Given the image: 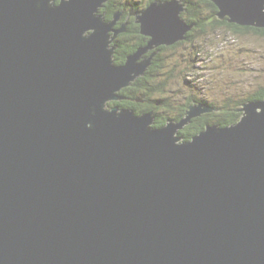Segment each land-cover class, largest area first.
<instances>
[{"label":"water","instance_id":"obj_1","mask_svg":"<svg viewBox=\"0 0 264 264\" xmlns=\"http://www.w3.org/2000/svg\"><path fill=\"white\" fill-rule=\"evenodd\" d=\"M111 1L0 0V264H264V100L191 141L208 100L158 128L110 107L192 27L182 0L153 2L152 39L118 65ZM212 1L264 27V0Z\"/></svg>","mask_w":264,"mask_h":264},{"label":"trees","instance_id":"obj_2","mask_svg":"<svg viewBox=\"0 0 264 264\" xmlns=\"http://www.w3.org/2000/svg\"><path fill=\"white\" fill-rule=\"evenodd\" d=\"M59 1L61 0H57V2ZM153 1L154 0H112L111 3H107L106 6L100 8L101 13H103L105 9L109 10V14L105 16V20L108 22L114 19L116 12H123L124 15L129 13L126 17L131 20L126 26L127 30L124 31L125 33H123V38H117L119 43L126 42L129 45V48L127 47L125 51L123 63L127 60L128 55L135 53L141 47L148 46V43L152 39L150 35L142 32V25L137 21V17H132V15H134L136 12L137 14L143 12L152 4ZM182 1L187 4V10L182 13V16L190 25H192V29L186 33L187 38L182 39L183 42L185 40L190 41L191 44H196V40L200 39L201 33L217 30L223 26L227 27L232 33L236 35H244L249 34V32H253L252 34L264 36V27L243 25L231 22L229 21L230 18L228 16L224 19L219 18L218 14L220 8L212 0ZM121 21L116 26V29H120L126 22L124 20ZM182 41L179 40L178 42L171 45L163 44L147 51L146 55L148 56L152 55V53L157 50V54L154 56L153 62L149 68V72L151 73L161 71L165 67V62L168 59L171 60L172 64L167 68L168 72L167 76H165L166 78L155 79L153 75L149 77L146 75L142 77L139 76L130 87L126 88L120 93V95H123L124 98L119 99L115 105L119 106L121 109H132L137 113L142 114L156 112L157 125H155V127H159L167 125L169 121L180 120L186 114L193 101H207L202 97L200 98L197 93H192L191 95H188L186 99L184 98L183 103H180L178 106H171L169 98L166 95H171L172 93L169 89V85L172 84V80L177 76L175 73L178 72V69L176 68L177 66L174 67L175 60H172V57L175 59L177 58V60H181L179 55H177L174 50L179 47L177 45L182 44ZM195 41L196 43H194ZM170 51L174 52L172 53V56L168 55L170 54ZM190 54V56L193 57L192 52H190ZM189 69L190 66H186L185 70L182 71V76H187V78L188 76H191V71L188 72ZM182 76H180V78H183ZM192 78L194 77L191 76V80ZM189 79L190 78L187 80ZM250 98H264V89L260 90L256 94V97L252 96ZM173 99H175V102H179L180 100L179 97H174ZM212 105L214 108H218V110L209 111L198 117H195L191 123L179 130V134L182 135L185 140L187 139L190 141L195 135L205 130L208 125L228 126L233 123H237L243 116V112L238 111L242 105L239 107H230L228 110H225L223 107L221 108L214 104ZM161 108L163 111L161 114H159L158 109Z\"/></svg>","mask_w":264,"mask_h":264},{"label":"rangeland","instance_id":"obj_3","mask_svg":"<svg viewBox=\"0 0 264 264\" xmlns=\"http://www.w3.org/2000/svg\"><path fill=\"white\" fill-rule=\"evenodd\" d=\"M155 1L158 0H154L153 2ZM182 2L185 3L184 1ZM183 9L178 15L182 16V13L187 10V4ZM186 23L189 24L187 21ZM191 29L192 27L184 32L186 38L187 31ZM88 33L90 32H86V34ZM252 33L236 35L223 26L217 30L201 33L200 39L196 40L197 43L196 41L194 42L196 44H191L190 41L185 40L183 42L180 39L183 45H177L179 47L174 51L179 55L181 60L172 57V60H175L174 67L177 66L176 68L178 69V72L175 73L177 76L172 80V84L169 85V89L172 92L171 95L166 94L171 106H178L180 103H183L184 98L186 99L192 93H197L200 98L208 100L210 104L223 107L225 110H228L230 107H239L241 105L238 104L246 101L264 100V98H250L252 96L256 97V94L264 89V36ZM113 36H118L121 39L124 35L123 33L116 35L114 31L111 34L110 40L113 39ZM113 45H115L114 42H112L111 46ZM190 52H192L193 57L190 56ZM169 53L168 55L172 56L174 52L170 51ZM112 59L116 63H119V60H115V51L112 53ZM126 61L123 63L122 59L121 63L124 65ZM171 64V60L168 59L161 71L151 73L148 68L141 77L153 75L155 79H165L168 72L167 68ZM188 65L190 66L188 72L191 71L190 74L194 77L192 80L191 76H188L189 80H187V76H182V71ZM180 76L183 78H180ZM129 86L122 87L118 93H121ZM174 97H179V102H175ZM118 101V99H108L107 103L112 107ZM242 107H245V105H242ZM158 111L161 112L163 110L161 108ZM156 117L154 116L153 118L151 125L153 127L157 125Z\"/></svg>","mask_w":264,"mask_h":264},{"label":"flooded vegetation","instance_id":"obj_4","mask_svg":"<svg viewBox=\"0 0 264 264\" xmlns=\"http://www.w3.org/2000/svg\"><path fill=\"white\" fill-rule=\"evenodd\" d=\"M108 3H111V2H108ZM106 5H107V3L105 4V6H106ZM103 13H104L105 16H106V15L109 14V10H108V9H105V10L103 11ZM127 14H129V13H127ZM127 14H125L124 16L121 15V16L119 17V20H118V22L115 24V26H114L113 29H116V26L120 23L121 20H124V21H126L127 23L130 22L131 19H129V18L126 17ZM130 15H131V14H130ZM133 16H135V15H132V17H133ZM121 22H122V21H121ZM110 33L112 34V33H114V31H112V32H110ZM121 33H125V32H121ZM112 38H114V44H116V46H117V48L114 50V51H115V60H116V61L119 60V61H118L119 63H116V62H115V63H116V64H122V63H121V60L124 58L125 51H126L127 47L129 48V45H128L126 42H123V43L120 42V43H121V44H120V43L118 42V39H117L118 36H113ZM116 40H117V41H116ZM146 54H147V52H146L145 54H143L141 60L144 59V58H146V57H148ZM148 68H150V66H149ZM148 68H147V69H148ZM133 83H134V81H133ZM133 83H132V84H133ZM132 84H131V85H132ZM131 85H130V86H131ZM130 86H129V87H130Z\"/></svg>","mask_w":264,"mask_h":264},{"label":"clouds","instance_id":"obj_5","mask_svg":"<svg viewBox=\"0 0 264 264\" xmlns=\"http://www.w3.org/2000/svg\"><path fill=\"white\" fill-rule=\"evenodd\" d=\"M115 1H116V0H115ZM55 2H56V3H59L60 1L57 2V0H55ZM116 13L119 14V17H120L121 15L124 16L123 12H116ZM116 13H115V14H116ZM138 14H139V13H138ZM138 14H137V12L134 13V15H135L136 17H137ZM115 19H116V16H114V19H113L112 21H114ZM118 20H119V19H118ZM118 20H117V22H118ZM109 22H110V21H109ZM117 22H116V23H117ZM127 24H128V23L125 22V23L122 25V27H123L124 25L127 26ZM114 26H115V25H114ZM122 27H121V28H122ZM113 28H114V27H113ZM126 28H127V27H126ZM116 30H119V29H114L113 31H116ZM123 32H124V31H123ZM137 78H138V77H137ZM137 78H136V79H137ZM118 100H119V99H118ZM110 107H111V106H110ZM119 109H121V108L119 107ZM133 111L135 112V114H141V113H137L135 110H133ZM242 112H243V111H242ZM153 113H156V112H153ZM243 113H244V112H243ZM156 119H157V117H156ZM192 120H193V119H192ZM175 121H176V120H175ZM177 121H179V120H177ZM191 122H192V121H191ZM154 127H155V126H154ZM159 127H160V126H159ZM155 128H158V127H155ZM178 133H179V131H178ZM186 140H187V139H186ZM182 141H185V139L182 138ZM187 141H188V140H187Z\"/></svg>","mask_w":264,"mask_h":264},{"label":"bare ground","instance_id":"obj_6","mask_svg":"<svg viewBox=\"0 0 264 264\" xmlns=\"http://www.w3.org/2000/svg\"><path fill=\"white\" fill-rule=\"evenodd\" d=\"M88 32H90V30H89ZM262 88H263V87H262ZM118 94L120 95V93H118ZM115 106H116V105H115ZM112 107H113V106H112ZM192 139H193V138H192ZM192 139H191V140H192ZM191 140H190V141H191Z\"/></svg>","mask_w":264,"mask_h":264}]
</instances>
